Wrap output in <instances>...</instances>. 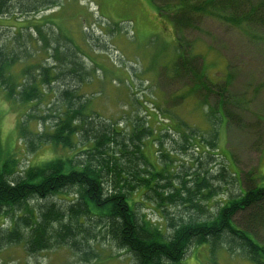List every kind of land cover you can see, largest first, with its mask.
I'll list each match as a JSON object with an SVG mask.
<instances>
[{
  "label": "trees",
  "instance_id": "trees-1",
  "mask_svg": "<svg viewBox=\"0 0 264 264\" xmlns=\"http://www.w3.org/2000/svg\"><path fill=\"white\" fill-rule=\"evenodd\" d=\"M194 1V5L189 0L161 3L162 8L181 3V10L172 16L180 30L192 27L202 17L225 20L236 27L264 25V0ZM55 4V0H0V17L19 8L27 15ZM35 28L44 51L55 52L59 67L26 64L14 74L15 65L30 56L27 44L32 35L27 44L21 36L16 43H9L7 38L6 45L0 44V89L14 106H30L26 113L30 121L44 124L42 134H33L21 121L18 141L26 151L35 153L54 146L75 154L36 166L30 163L21 172L19 160L2 147L0 140V253L9 246H22L35 256L63 246L89 263L96 259L93 244L100 248L101 241H107L130 254L134 264H177L189 251L207 244L211 253L226 250L253 264H264V242L258 239L259 231L264 232V188L256 187L255 175L244 177V193L236 195L237 175L225 166L217 172L209 168L219 154H209L207 161L200 155L192 166L179 165L176 172L169 153H160L163 165L157 159L151 162L145 142L154 135V128L148 120H139L140 124L127 134L87 111L86 98L78 94L75 78L83 79L84 66L69 46L66 49L56 40L53 46L42 29ZM49 94L56 99V108L41 117L31 115V109ZM187 131L179 134L176 126L168 125L155 132L159 137L153 144L162 148L168 141L174 151L186 152L191 148L190 139L198 135L196 128ZM207 143L215 147L212 141ZM221 193L229 199L213 213L208 201ZM147 202L164 227L138 212V206ZM172 206L183 209V215L171 213Z\"/></svg>",
  "mask_w": 264,
  "mask_h": 264
},
{
  "label": "rangeland",
  "instance_id": "rangeland-1",
  "mask_svg": "<svg viewBox=\"0 0 264 264\" xmlns=\"http://www.w3.org/2000/svg\"><path fill=\"white\" fill-rule=\"evenodd\" d=\"M55 1L54 7H42L27 15L19 8L0 17V44L6 45L7 38L9 43H16L18 36L27 44L26 39L32 35L27 44L30 56L15 65L14 74L26 64L59 65L55 52L44 51L35 28L39 27L53 46L55 40L66 49L69 46L84 66L83 79L70 74L78 81V94L86 98L87 111L127 134L140 124L139 120H148L154 128V135L145 142L151 162L157 159L163 165L160 153H169L176 172L179 165L192 166L200 155L207 161L209 154H219L209 168L217 172L225 166L237 174L234 194L244 193L241 182L249 173L257 178L256 187L264 188V25L236 27L225 20L202 17L192 27L180 30L172 22L173 14L182 8L179 2L162 8L161 2L166 0ZM189 3L194 5L195 1ZM56 105L49 94L30 112L41 117ZM29 108L14 106L0 89V140L2 147L19 160V170L24 172L30 163L36 166L74 155L54 146L39 148L35 153L26 151L18 141L21 121L27 124L28 133L44 132L41 120L30 121L26 116ZM168 125L176 126L179 134L196 128L198 135L188 142V151H174L168 141L162 148L153 144L159 137L155 132ZM67 197L72 199L71 195ZM135 199L138 201L139 196ZM228 199L221 193L209 200L211 212ZM152 208L150 203H143L138 212L164 227ZM171 213L183 215V209L172 206ZM259 233L258 239L264 242V232ZM93 250L96 259L85 263L68 247L57 246L31 256L22 246H9L0 253V264H134L130 254L107 241H101L100 248L94 243ZM177 264L253 263L226 250L211 253L210 246L204 244L189 251Z\"/></svg>",
  "mask_w": 264,
  "mask_h": 264
},
{
  "label": "crops",
  "instance_id": "crops-1",
  "mask_svg": "<svg viewBox=\"0 0 264 264\" xmlns=\"http://www.w3.org/2000/svg\"><path fill=\"white\" fill-rule=\"evenodd\" d=\"M237 175V174H236Z\"/></svg>",
  "mask_w": 264,
  "mask_h": 264
}]
</instances>
